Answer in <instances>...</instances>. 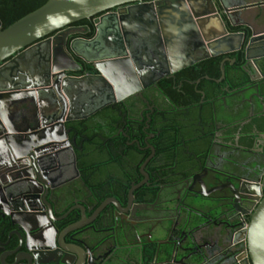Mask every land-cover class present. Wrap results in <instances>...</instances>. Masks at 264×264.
Instances as JSON below:
<instances>
[{"label": "flooded vegetation", "instance_id": "1", "mask_svg": "<svg viewBox=\"0 0 264 264\" xmlns=\"http://www.w3.org/2000/svg\"><path fill=\"white\" fill-rule=\"evenodd\" d=\"M156 1L124 4L71 25L83 34L68 43L90 39L94 19L127 8L120 32L140 65V88L72 113L78 119L65 122L67 137L32 157L34 172H21L29 166L25 158L0 172L1 181L33 174L37 192L17 193L13 211L7 202L0 206V264H242L249 214L264 184V0H212L227 32L243 39L240 50L219 56V72L223 60L240 64L242 83L229 88L225 71L223 79L202 76L219 87L195 89L198 102L187 104L178 98L186 92L176 73L190 66L168 72L210 58L203 59L188 14L179 33ZM90 22L94 33L86 38ZM167 28L178 37L173 51L165 45ZM188 47L192 55L183 56ZM74 58L81 68L70 76L97 73ZM29 98L5 100L10 126H27L24 117L15 120V108ZM82 159L94 167L79 168Z\"/></svg>", "mask_w": 264, "mask_h": 264}, {"label": "water", "instance_id": "2", "mask_svg": "<svg viewBox=\"0 0 264 264\" xmlns=\"http://www.w3.org/2000/svg\"><path fill=\"white\" fill-rule=\"evenodd\" d=\"M141 1L144 0H47L35 11L0 30V172L15 167L24 158L29 166L20 167L21 172L29 169L34 172L32 157L39 149L62 142L67 137L65 122L78 119L77 116L71 117L72 113L83 106L94 110L99 104L121 101L139 90L140 84L136 80L140 65L124 48L120 32L124 31L127 8L94 19L96 34L92 38H75L69 43L68 40L75 34H83L80 27L71 25L117 6ZM155 4L162 9L170 28L179 26V33L181 22L185 20L183 15L188 14L196 40L203 44L206 52L203 59L241 49L242 35L227 32L212 0H158ZM177 15H181L180 21H177ZM167 30L165 45L173 51L177 48L178 37L169 28ZM250 43L251 40L245 47L246 55L249 54ZM184 53L191 56L192 50L188 47L181 54ZM74 57L93 64L97 73L70 76V72L81 68ZM42 61L45 64L43 68L39 67ZM34 63L38 69L33 71L31 66L35 69ZM194 63L192 61L179 68L171 66L168 73L173 74ZM224 66L223 60L220 64L221 79L224 78ZM126 72H130L129 75ZM131 73L136 89L130 83ZM2 80L6 85L1 84ZM16 96H29L35 108L25 128L10 126L4 117L5 100ZM44 113L49 115L44 116ZM33 179V174L29 173L8 181L0 178V206L7 202L13 211L12 202L17 193L37 195L30 186ZM259 196L261 199L258 198L259 202L250 212L246 225L242 264H264V184L263 191L259 189Z\"/></svg>", "mask_w": 264, "mask_h": 264}, {"label": "trees", "instance_id": "3", "mask_svg": "<svg viewBox=\"0 0 264 264\" xmlns=\"http://www.w3.org/2000/svg\"><path fill=\"white\" fill-rule=\"evenodd\" d=\"M47 0H0V20L2 22V29L8 27L13 22L19 20L25 15L35 11L39 7L45 4ZM90 31L84 35L86 38H90L94 33V26L90 22ZM219 62L220 57L210 58L203 63L196 64L187 67L178 73H176V82H181L182 91L186 92L185 95L179 96L182 104H187L189 102H198L199 95L195 92V89H206L208 87H219L217 84L211 80L201 79L202 76H208L211 79H216L220 76L219 72ZM240 64L229 65L228 63L224 67L225 71V81L229 84V88H234L239 86L242 82V78L239 73ZM200 79L199 85L195 86L194 82ZM164 82V81H163ZM166 88L171 89L172 82H164ZM212 94V93H211ZM211 96V95H210ZM89 133L93 136V130H89ZM89 147V145H88ZM87 159V158H86ZM86 159H82L79 162V168L81 169H91L94 167L92 163L87 162Z\"/></svg>", "mask_w": 264, "mask_h": 264}, {"label": "crops", "instance_id": "4", "mask_svg": "<svg viewBox=\"0 0 264 264\" xmlns=\"http://www.w3.org/2000/svg\"><path fill=\"white\" fill-rule=\"evenodd\" d=\"M18 104H19V108L18 107L15 108V109H18L17 113L15 114V120L17 122H21L24 117V120H26V123H27L30 117L32 116L34 107L32 103L28 101H22Z\"/></svg>", "mask_w": 264, "mask_h": 264}, {"label": "rangeland", "instance_id": "5", "mask_svg": "<svg viewBox=\"0 0 264 264\" xmlns=\"http://www.w3.org/2000/svg\"><path fill=\"white\" fill-rule=\"evenodd\" d=\"M238 74V73H237Z\"/></svg>", "mask_w": 264, "mask_h": 264}]
</instances>
